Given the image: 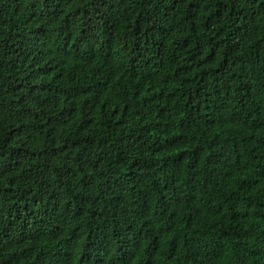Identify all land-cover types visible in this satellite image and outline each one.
Segmentation results:
<instances>
[{
    "label": "trees",
    "instance_id": "trees-1",
    "mask_svg": "<svg viewBox=\"0 0 264 264\" xmlns=\"http://www.w3.org/2000/svg\"><path fill=\"white\" fill-rule=\"evenodd\" d=\"M0 264H264V0H0Z\"/></svg>",
    "mask_w": 264,
    "mask_h": 264
}]
</instances>
